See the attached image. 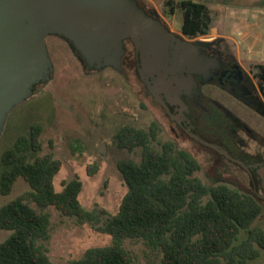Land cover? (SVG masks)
Wrapping results in <instances>:
<instances>
[{
  "label": "trees",
  "instance_id": "16d2710c",
  "mask_svg": "<svg viewBox=\"0 0 264 264\" xmlns=\"http://www.w3.org/2000/svg\"><path fill=\"white\" fill-rule=\"evenodd\" d=\"M175 9L182 14L183 35L194 38L208 34L212 17L205 3L164 1L166 14H174ZM129 59L124 54L122 67ZM254 68L264 98V64H255ZM41 132L42 126L32 123L27 133L19 135L2 153L0 194H9L19 177L31 190L0 207V229L11 232L0 242V264H52L38 243L49 238L50 216L45 211L49 206L74 217L79 224L97 218L95 210L84 209L80 202L82 182L78 177L63 181L62 189L55 190L54 177L62 163L52 154L38 155ZM158 132L155 122L146 130L128 124L117 129V146L128 151L139 148L140 160L117 162L127 190L117 212L97 227L110 235L111 243L89 247L69 264H134L122 244L125 239H140L158 250L160 264H247L257 258L264 251V229L254 226L263 211L257 193L203 182L194 175L200 166L188 152L176 150L172 141L153 146ZM96 170V165L87 167L89 175ZM99 211L105 213L104 209Z\"/></svg>",
  "mask_w": 264,
  "mask_h": 264
},
{
  "label": "rangeland",
  "instance_id": "374dc122",
  "mask_svg": "<svg viewBox=\"0 0 264 264\" xmlns=\"http://www.w3.org/2000/svg\"><path fill=\"white\" fill-rule=\"evenodd\" d=\"M136 1L152 11L170 31L181 35L182 14L179 9L168 15L164 10L165 0ZM211 1L205 3H210L209 7L217 8L222 13L234 11L248 14L252 8H264V0ZM220 16L219 11L214 15L217 19ZM229 27L227 25V29ZM197 38L209 39V36ZM212 40H220L233 54V40L215 38L210 41ZM46 47L53 72L48 82L36 85L33 94L8 114L0 134V173L3 169L2 153L13 145L19 135L27 133L32 123L38 122L42 126L38 155L52 154L62 163L54 177L55 190L62 189L63 181L74 177L81 180L80 202L84 209L95 210L97 218L90 223L79 224L74 217L62 215L53 206L45 208L50 216L49 238L38 243L44 247L52 264H69L71 260L82 257L87 248L111 243L110 235L99 232L97 227L102 226L108 215L117 212L127 190L117 169V162L122 159L135 162L140 160L139 148L128 151L117 146L115 133L122 125L128 124L146 130L152 122L157 123L159 132L157 139L152 142L153 146L158 148L161 142L173 141L176 150L187 151L198 162L200 168L194 175L203 182L224 183L242 191L250 190L246 174L235 166L225 161L211 164L215 156L210 151L188 140L173 139L171 126L165 115L146 94L135 71L128 66V60L122 71L112 67L89 70L64 38L48 35ZM125 48L126 54L131 58L130 44H126ZM254 66L253 63L244 64L242 69L264 103L254 77ZM233 112L264 139L262 117L235 101ZM102 144L103 154L98 152V147ZM89 165L97 166L93 175L88 174ZM163 179H167V176H163ZM30 190L22 177L17 178L9 194H0V207L17 197L27 195ZM30 204L36 207L35 203ZM262 206L263 211L254 226L264 229V201ZM101 209L105 213H101ZM10 233L0 229V242ZM122 244L134 264H160V252L150 248L143 240L125 239ZM247 264H264V251L261 250L259 256L249 260Z\"/></svg>",
  "mask_w": 264,
  "mask_h": 264
},
{
  "label": "water",
  "instance_id": "95a60500",
  "mask_svg": "<svg viewBox=\"0 0 264 264\" xmlns=\"http://www.w3.org/2000/svg\"><path fill=\"white\" fill-rule=\"evenodd\" d=\"M48 35L67 40L89 70L122 71L124 41L129 39L139 57V78L166 111L158 94L189 88L191 73L212 62L199 53L201 41L182 40L136 0H0V134L8 114L33 94L36 85L50 80ZM244 102L264 115V105ZM191 137L242 165L217 145ZM98 152L104 153L103 144ZM258 174L264 179V166Z\"/></svg>",
  "mask_w": 264,
  "mask_h": 264
},
{
  "label": "flooded vegetation",
  "instance_id": "af4514ba",
  "mask_svg": "<svg viewBox=\"0 0 264 264\" xmlns=\"http://www.w3.org/2000/svg\"><path fill=\"white\" fill-rule=\"evenodd\" d=\"M142 9L146 14L158 19L152 11L145 7ZM175 34L182 40L194 43L201 41L202 43L197 46L199 53L211 59L212 62L206 66L205 70L191 73L192 85L189 88L175 91L176 93L158 94L160 101L168 111L162 104L154 101L153 94L139 78L137 73L139 57L131 41L126 39L124 48L126 44H130L131 53L129 67L134 70L135 66L134 71L142 82L146 94L162 110L171 126L170 132L173 139L188 140L210 151L215 156L211 164L216 165L219 161H225L238 168L246 174L250 190L256 192L258 197L264 201V179L258 174L260 168L264 166V139L233 112V101H235L264 119L262 113L253 110L244 102H256L259 108L264 105L257 95L255 86L233 54L220 40L210 41L197 37L189 38L182 33L181 35ZM126 52L125 48L124 54ZM149 81L153 85L151 78ZM191 134L217 145L232 158L241 161L242 165L202 145L193 139Z\"/></svg>",
  "mask_w": 264,
  "mask_h": 264
},
{
  "label": "crops",
  "instance_id": "0c3cea01",
  "mask_svg": "<svg viewBox=\"0 0 264 264\" xmlns=\"http://www.w3.org/2000/svg\"><path fill=\"white\" fill-rule=\"evenodd\" d=\"M211 0H201L205 3ZM212 25L206 36L233 40V54L240 66L244 64H264V8H252L247 14L238 12L222 13L217 8L209 7ZM219 11L220 18L214 17ZM227 25L230 26L227 29ZM219 27V28H218Z\"/></svg>",
  "mask_w": 264,
  "mask_h": 264
}]
</instances>
